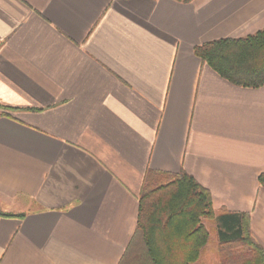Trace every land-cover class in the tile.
Masks as SVG:
<instances>
[{"label":"crops","instance_id":"crops-1","mask_svg":"<svg viewBox=\"0 0 264 264\" xmlns=\"http://www.w3.org/2000/svg\"><path fill=\"white\" fill-rule=\"evenodd\" d=\"M263 29L264 0H0V264H119L148 171L264 250V86L193 51Z\"/></svg>","mask_w":264,"mask_h":264},{"label":"trees","instance_id":"trees-1","mask_svg":"<svg viewBox=\"0 0 264 264\" xmlns=\"http://www.w3.org/2000/svg\"><path fill=\"white\" fill-rule=\"evenodd\" d=\"M193 51L234 86H264V29L244 38L208 42ZM258 183L264 188V173ZM209 220L217 225V264H264V250L251 236L246 214L215 218L209 192L191 176L148 171L138 198L135 233L119 264H197L210 241L204 224Z\"/></svg>","mask_w":264,"mask_h":264},{"label":"rangeland","instance_id":"rangeland-1","mask_svg":"<svg viewBox=\"0 0 264 264\" xmlns=\"http://www.w3.org/2000/svg\"><path fill=\"white\" fill-rule=\"evenodd\" d=\"M204 224L206 226V228L209 230V236H210V241L208 246L206 247L203 256H204V261L203 263L206 264L207 261H209V259H211L212 254H217V245L215 246V240H216V232H215V226L213 225L214 222L213 221H204Z\"/></svg>","mask_w":264,"mask_h":264}]
</instances>
